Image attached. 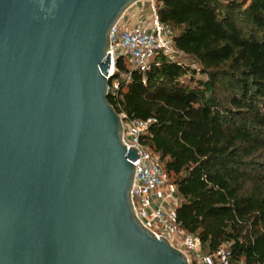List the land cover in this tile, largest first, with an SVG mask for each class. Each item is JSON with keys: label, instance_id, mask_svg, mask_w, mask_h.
I'll use <instances>...</instances> for the list:
<instances>
[{"label": "water", "instance_id": "water-1", "mask_svg": "<svg viewBox=\"0 0 264 264\" xmlns=\"http://www.w3.org/2000/svg\"><path fill=\"white\" fill-rule=\"evenodd\" d=\"M140 1L0 0V264H188L135 214L108 100L110 31Z\"/></svg>", "mask_w": 264, "mask_h": 264}, {"label": "trees", "instance_id": "trees-1", "mask_svg": "<svg viewBox=\"0 0 264 264\" xmlns=\"http://www.w3.org/2000/svg\"><path fill=\"white\" fill-rule=\"evenodd\" d=\"M157 1L193 63L163 57L126 80L120 56L108 100L154 120L140 141L176 188L175 223L212 251L228 245L234 262L264 264V0Z\"/></svg>", "mask_w": 264, "mask_h": 264}, {"label": "built area", "instance_id": "built-area-1", "mask_svg": "<svg viewBox=\"0 0 264 264\" xmlns=\"http://www.w3.org/2000/svg\"><path fill=\"white\" fill-rule=\"evenodd\" d=\"M159 5L157 0H148L144 18H138L134 25H130L124 13L113 25L108 50L111 61L109 73L113 74L116 70L115 63L120 56L129 61L130 70L126 80L130 78L131 70H146L152 62L158 63L163 57L176 59L179 52L174 45V33L159 20ZM118 87L119 82L113 81V95H116ZM120 116L125 145L128 148L134 146L138 150V158L133 161L135 175L131 200L141 223L157 236H164L172 246L183 252L188 264H243L231 260L228 245L212 251L198 236L175 223L176 188L164 171L157 153L140 141L141 134L154 120H129L124 113Z\"/></svg>", "mask_w": 264, "mask_h": 264}, {"label": "crops", "instance_id": "crops-1", "mask_svg": "<svg viewBox=\"0 0 264 264\" xmlns=\"http://www.w3.org/2000/svg\"><path fill=\"white\" fill-rule=\"evenodd\" d=\"M140 2L133 4L125 12V19L127 20V22L130 25H134L136 22L135 20H137L138 18H144L146 16L145 13L147 11V5H146V7L145 6L143 7V6L139 5ZM177 202H178V198H176L175 205L177 204Z\"/></svg>", "mask_w": 264, "mask_h": 264}, {"label": "rangeland", "instance_id": "rangeland-1", "mask_svg": "<svg viewBox=\"0 0 264 264\" xmlns=\"http://www.w3.org/2000/svg\"><path fill=\"white\" fill-rule=\"evenodd\" d=\"M147 2H148V0H142V1L140 2L139 5H141V6H143V7H144V6L146 7ZM176 59L183 60V61H186V62H188V63H193L191 59L185 57V56H184L183 54H181V53L176 54Z\"/></svg>", "mask_w": 264, "mask_h": 264}]
</instances>
